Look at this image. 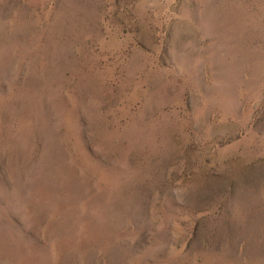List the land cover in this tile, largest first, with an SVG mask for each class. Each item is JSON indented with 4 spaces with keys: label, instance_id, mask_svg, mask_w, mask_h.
I'll use <instances>...</instances> for the list:
<instances>
[{
    "label": "rangeland",
    "instance_id": "obj_1",
    "mask_svg": "<svg viewBox=\"0 0 264 264\" xmlns=\"http://www.w3.org/2000/svg\"><path fill=\"white\" fill-rule=\"evenodd\" d=\"M0 264H264V0H0Z\"/></svg>",
    "mask_w": 264,
    "mask_h": 264
}]
</instances>
